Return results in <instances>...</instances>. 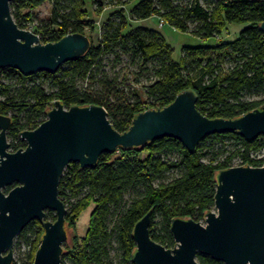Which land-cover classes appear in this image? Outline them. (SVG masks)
Here are the masks:
<instances>
[{
    "label": "trees",
    "instance_id": "1",
    "mask_svg": "<svg viewBox=\"0 0 264 264\" xmlns=\"http://www.w3.org/2000/svg\"><path fill=\"white\" fill-rule=\"evenodd\" d=\"M46 2L52 5L50 17L33 24L34 10ZM95 2L97 17L105 7L120 9L108 15L96 38L88 35L91 46L78 60L62 64L55 74L24 76L13 68L0 69V115L11 117L7 135L12 151L26 147L20 133L45 121L54 101L65 108L100 105L121 133L138 113L163 108L185 90L196 93L197 108L209 118L234 119L264 104V0H12L10 7L20 28L31 29L48 43L93 30L95 19L88 8ZM130 4L126 17L123 8ZM150 17L203 43L214 42L184 46L174 59L173 47L159 30L131 23ZM232 24L244 27L234 39H223ZM121 55L137 65L136 74H110L109 62L122 64ZM263 149L264 136L249 142L236 133H217L203 139L194 153L165 137L102 154L92 168L70 163L59 185L67 207L66 227L75 230L82 213L91 205L93 209L85 234H75L71 244L63 245L61 264H133V230L149 211L152 239L175 247L172 220L201 222L215 206L217 173L234 160L262 166L264 160L251 154ZM171 172L175 175L168 177ZM46 220L55 221V213L47 210ZM43 233L37 220L24 228L17 238L28 250L13 264L33 263ZM197 261L224 264L202 254Z\"/></svg>",
    "mask_w": 264,
    "mask_h": 264
},
{
    "label": "water",
    "instance_id": "2",
    "mask_svg": "<svg viewBox=\"0 0 264 264\" xmlns=\"http://www.w3.org/2000/svg\"><path fill=\"white\" fill-rule=\"evenodd\" d=\"M11 1L0 0V69L13 68L24 76L55 74L62 64L89 50L91 40L83 33L42 43L36 33L15 22ZM260 29L264 33V21ZM197 100L194 91L185 90L163 108L138 113L123 133L113 127L100 105L65 108L54 101L45 121L20 133L26 147L17 151L10 149L7 135L11 117L0 115V264H13L15 238L35 220L42 223L44 233L32 264H61L63 245L71 243V234L59 185L70 163L92 168L102 154L143 147L165 137L194 153L203 139L217 133H236L249 142L264 136V104L224 119L203 115ZM214 204L204 224L172 220L173 248L152 239L149 211L133 230V264H200L198 254L224 264H264V165L220 170ZM47 210L55 213V221L46 220Z\"/></svg>",
    "mask_w": 264,
    "mask_h": 264
},
{
    "label": "rangeland",
    "instance_id": "3",
    "mask_svg": "<svg viewBox=\"0 0 264 264\" xmlns=\"http://www.w3.org/2000/svg\"><path fill=\"white\" fill-rule=\"evenodd\" d=\"M98 3H93L92 6H90L89 12H90V17L95 19L94 22V29H87L86 30V34L89 36H93V37H97L100 33V29L102 24L105 22L106 18L108 17V15L113 12V10H119L120 8H114V7H105L103 9V12L101 13L100 16H96L94 14V10H96V8H98ZM131 4L129 6L124 7V14L127 17L129 8H130ZM51 10H52V5L50 2H46L43 5H41L40 7H38L37 9L34 10L33 12V24L34 23H40L42 20H46L50 17L51 15ZM93 12V13H92ZM129 23V22H128ZM132 25L137 27H146V28H154L159 30L165 37V39L167 40V42L173 47L174 51H173V58L174 59H179L180 54H181V50L184 46L187 47H196V46H201V45H205V44H209V43H213L214 41L211 39L210 41H208V43H203L201 41V39H198L195 36H192L191 34L188 33H183L180 32L170 26H167L166 24L163 27H160L159 25V20L155 17H150L144 20H140V21H131ZM193 27V26H192ZM244 27V25H240V24H232L228 27V30L224 33L223 35V39L229 40V39H234L237 34L239 33V31ZM130 27H127V30H129ZM93 31V32H92ZM123 55H121L122 57ZM122 60L124 61L122 64H118V65H111L109 62V72L110 74H113L114 71H120L121 73H128V72H132L133 74H136L138 72V67L137 65H132L129 64V58L127 56H123ZM226 66H228V64H226ZM133 78V76H132ZM145 78V77H143ZM141 81H145V79L141 80ZM134 86H136V84H133ZM139 91L140 86H138ZM249 97V96H246ZM171 159L173 157H175V154H171L170 155ZM175 175V172H171L170 174H167L168 177H172ZM128 199V198H126ZM93 209V205L89 206L80 216L78 224H77V228L74 230L72 228H69L67 226V229H69L70 231V240L72 241V238L74 237L75 234H78L80 236H83L88 228L89 225V218H90V213ZM215 210V208L213 209ZM156 220H160L158 217ZM18 237V236H17ZM15 238L14 241V260H18L19 262L21 261L22 258L25 257V254L27 252V246L24 244V240L21 239L19 240L18 238ZM71 244V243H70ZM116 248H114L111 251L112 256L116 259ZM69 264V263H68Z\"/></svg>",
    "mask_w": 264,
    "mask_h": 264
},
{
    "label": "built area",
    "instance_id": "4",
    "mask_svg": "<svg viewBox=\"0 0 264 264\" xmlns=\"http://www.w3.org/2000/svg\"><path fill=\"white\" fill-rule=\"evenodd\" d=\"M159 25H160V27H163L164 25H165V22L163 21V20H159ZM28 30H30V31H32L31 29H28ZM33 32V31H32ZM35 33V32H34ZM38 35V34H37ZM39 36V35H38ZM40 38V37H39ZM251 157L253 158V159H257V160H264V149L261 151V152H259V153H252L251 154ZM240 160H234V162H233V166H231V167H234V166H239L240 165ZM263 165H264V163H263ZM67 208V207H66ZM204 222H205V218L201 221V223L202 224H204Z\"/></svg>",
    "mask_w": 264,
    "mask_h": 264
}]
</instances>
